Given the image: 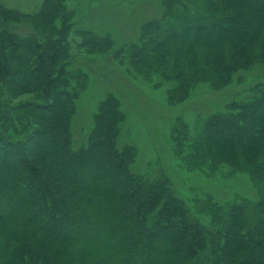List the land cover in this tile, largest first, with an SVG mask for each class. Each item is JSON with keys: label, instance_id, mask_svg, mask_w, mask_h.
<instances>
[{"label": "trees", "instance_id": "16d2710c", "mask_svg": "<svg viewBox=\"0 0 264 264\" xmlns=\"http://www.w3.org/2000/svg\"><path fill=\"white\" fill-rule=\"evenodd\" d=\"M163 4L129 56L155 88L167 86L169 104L264 66V0ZM65 7L42 0L28 15L0 0V264H264V82L195 131L175 119L170 144L182 167L244 174L256 194L188 205L166 176L132 170L137 152L118 147L126 115L113 94L99 103L86 143L73 147L87 75L71 66ZM20 23L30 31H16ZM79 37L86 54L107 49L89 32Z\"/></svg>", "mask_w": 264, "mask_h": 264}, {"label": "rangeland", "instance_id": "374dc122", "mask_svg": "<svg viewBox=\"0 0 264 264\" xmlns=\"http://www.w3.org/2000/svg\"><path fill=\"white\" fill-rule=\"evenodd\" d=\"M11 8L31 15L40 9L42 0H4ZM164 0H64L71 25L72 69L83 70L86 86L77 100L71 123L73 147L86 143L94 125L99 103L113 94L120 100L126 120L120 126L118 147L132 145L137 155L132 170L147 177L166 176L174 194L188 205L209 194L223 202L236 198H255L246 175L222 168L217 174L203 175L180 165L170 140L176 118H183L192 130L215 112L223 111L232 100L245 98L259 82H264V66L255 63L224 89L199 84L186 100L169 104L167 86L155 88L136 70L129 56L130 45L139 41L141 27L164 15ZM65 16V15H64ZM29 23H39L31 20ZM29 23H20L16 31L26 34ZM81 31L101 38L107 49L86 54L80 50Z\"/></svg>", "mask_w": 264, "mask_h": 264}]
</instances>
